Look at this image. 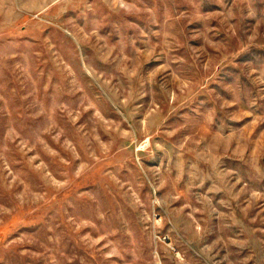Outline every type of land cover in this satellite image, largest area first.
<instances>
[{
  "label": "rangeland",
  "instance_id": "obj_1",
  "mask_svg": "<svg viewBox=\"0 0 264 264\" xmlns=\"http://www.w3.org/2000/svg\"><path fill=\"white\" fill-rule=\"evenodd\" d=\"M0 264H264V0H0Z\"/></svg>",
  "mask_w": 264,
  "mask_h": 264
}]
</instances>
